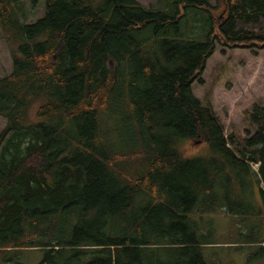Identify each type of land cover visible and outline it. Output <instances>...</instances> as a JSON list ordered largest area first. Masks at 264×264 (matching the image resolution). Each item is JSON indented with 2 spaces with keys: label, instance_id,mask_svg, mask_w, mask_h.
Returning a JSON list of instances; mask_svg holds the SVG:
<instances>
[{
  "label": "trees",
  "instance_id": "1",
  "mask_svg": "<svg viewBox=\"0 0 264 264\" xmlns=\"http://www.w3.org/2000/svg\"><path fill=\"white\" fill-rule=\"evenodd\" d=\"M44 1L0 0V264H207L189 215L240 185L264 206V108L228 135L192 87L216 42L264 49V0Z\"/></svg>",
  "mask_w": 264,
  "mask_h": 264
},
{
  "label": "rangeland",
  "instance_id": "2",
  "mask_svg": "<svg viewBox=\"0 0 264 264\" xmlns=\"http://www.w3.org/2000/svg\"><path fill=\"white\" fill-rule=\"evenodd\" d=\"M148 8H156L158 0H137ZM25 21L33 24L43 18L45 1L32 8L29 0H21ZM216 44L213 56L207 61L200 81L193 84L194 95L203 103L209 102L225 126L226 134H238L248 138L247 130L253 134L249 125V113L255 105L264 108V49L227 48ZM12 72V60L3 39L0 27V77ZM6 127V120L0 116V134ZM202 144H189L188 155L203 151ZM254 170L258 165L252 164ZM264 188V185H262ZM231 192V207L206 210V202L189 216L193 222L196 237L202 243V252L207 264H264V255H258L254 244L245 241L264 240V206L252 197L255 190L250 187H235ZM223 189L215 193L222 198ZM257 199L254 202L252 199ZM139 206L144 204L139 201ZM232 209L233 212L229 211ZM44 252L28 249L19 257L22 264H38ZM11 264V263H10Z\"/></svg>",
  "mask_w": 264,
  "mask_h": 264
}]
</instances>
